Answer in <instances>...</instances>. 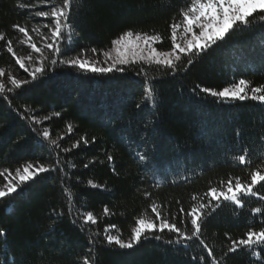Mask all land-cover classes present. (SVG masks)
<instances>
[{
  "label": "trees",
  "instance_id": "1",
  "mask_svg": "<svg viewBox=\"0 0 264 264\" xmlns=\"http://www.w3.org/2000/svg\"><path fill=\"white\" fill-rule=\"evenodd\" d=\"M46 2L0 0L4 35L0 68L18 79L28 77L6 51L8 40L17 56L33 60L39 54L31 44H37L49 65L53 59L74 58L82 49L109 52L115 46L112 41L126 30L160 35L163 42L154 45L167 52L169 25L181 21L180 10L190 4V0H75L74 27L62 29L71 43L56 54L45 49L38 36L40 22L50 21L36 15L48 10L41 7ZM52 2L59 7L62 0ZM13 24L28 29L34 41L26 42ZM182 59L186 66L187 58ZM193 59L196 63L175 77L146 58H130L124 65L128 71L110 77L56 66L54 75L34 86L0 93V173L11 170L18 179L28 163L52 167L59 161L55 171L42 174L13 197L0 199V229L6 231L0 236V264L13 256L16 264H78L86 255L96 264H194L193 257L198 264L201 256L205 264H212L200 240L221 264H256L247 250L225 254L231 240L243 237L249 227H264L260 223L264 216L252 212L264 210V186L259 184L254 189L258 195L241 197L242 208L222 202L204 225L200 240L186 242L188 247L167 244L175 238L167 231L148 233L133 249L108 245L105 239L109 224L116 228L108 234L124 242L131 239L137 219L156 221L159 227L153 204L169 223L191 235L190 223H179L181 206L187 210L201 198L207 202L208 188L219 189L221 181L235 182L239 177L246 184L252 172L264 174V102L224 100L199 91L200 87L219 91L244 78L249 97L264 95V22L254 17L251 27L236 30L208 55ZM26 63L29 68L39 66L27 59ZM140 68L145 75H137ZM0 82L10 86L7 76ZM257 87L261 91L253 93ZM44 130L50 133L47 140L42 138ZM140 155H145L144 161ZM241 155L246 157L243 165ZM89 180L104 188H92ZM0 189L6 191L3 177ZM105 206L111 215H104ZM87 211L97 218L95 225L71 222L77 213ZM58 214H63L61 219Z\"/></svg>",
  "mask_w": 264,
  "mask_h": 264
},
{
  "label": "snow or ice",
  "instance_id": "2",
  "mask_svg": "<svg viewBox=\"0 0 264 264\" xmlns=\"http://www.w3.org/2000/svg\"><path fill=\"white\" fill-rule=\"evenodd\" d=\"M74 2L75 0H62L61 6L58 7L52 0H47L41 7L47 8L48 10L36 13L38 17L52 21L51 27L47 24L45 25V28L49 31V36L42 37L43 47L51 53H62L65 50L64 46L70 45L71 43L70 35H66L62 29L68 28L71 31L74 27V25L71 24V21L74 19ZM180 15L182 17L181 21L173 22L169 25V38L171 42V50L169 52L158 53L156 47H153L155 43L163 42V37L160 35L134 34L131 30L123 32L117 39L113 40L112 43L114 45H123L127 47L129 44H133L132 38L135 36L136 43L133 44V47L139 48V42L142 41L149 52V56L146 57L149 63L154 60L157 65L163 66L166 75L175 77L177 74L181 73L182 68L183 71L186 72L188 67L196 63L193 57L208 55L213 48L225 43L227 38L236 30L251 27L254 17L259 16L260 22H264V0H190V4L186 8L180 10ZM12 27L19 33L24 34L28 40L32 39L28 29L25 27H21L19 24H13ZM181 39L183 43L178 42V40ZM0 40H4L3 34H0ZM31 48L35 53L39 54L38 60H33L32 56L27 58L17 56L12 41H7L6 51L15 58V63L18 65L19 69L27 74L28 78L18 79L16 75H9L6 73L5 69L0 68V78L7 76V81L10 85L6 88L5 83L0 82V93H4L6 90L7 93L14 94L29 86H34L48 79L50 74L54 75L56 66H66L71 69H77L81 74H101L109 77L113 73L124 74L129 70L124 66L128 63L126 59H112L107 52L103 53V55L108 58L105 61H90L86 58H82L85 54V50L82 49L81 54L74 58L67 60L53 59L51 65H49L47 58L43 56L40 46L32 43ZM117 51L119 52L120 49L117 48ZM91 52L97 54L95 48H92ZM184 57L187 58L186 66L182 59ZM26 59L30 63H38L39 66L29 68ZM98 63L103 66H97ZM145 74L144 68H140L137 71V75L143 76ZM248 85L249 82L246 79L240 78L235 83L230 86H225L219 91H214L205 87H200L199 91L207 95L223 98L224 100L232 99L243 102L246 99L252 98L259 102H264V95L248 96ZM260 91L261 89L258 87L252 89L253 93H258ZM137 107L139 108L140 105L138 104ZM56 115L59 116L60 113H56ZM32 119L34 121L36 120L34 116ZM37 122L39 123V121ZM49 136L50 133L48 130L42 132L43 139L47 140ZM94 140L95 138H93V142ZM51 143L55 145L56 141L53 140ZM87 143L88 141L84 140V144L87 145ZM76 146L78 147L79 145ZM138 158L144 161L145 155H140ZM107 159L109 162L113 161L111 155H109ZM239 161L243 165L246 162V157L241 155ZM57 167H59V161L52 167H45L43 164L28 163L23 168V174H20L18 179L12 176L11 170H8L7 175L0 173V177H3L5 180L6 187V191L0 189V199L7 200L13 197L14 194L22 191L28 184L37 182L42 174L55 171ZM84 167H88V164H85ZM16 171L19 173L20 169ZM113 171H115V169H113ZM220 183L221 187L219 189L217 187L208 188L205 193L207 202H204V198H201L199 204H194L187 210L183 206L179 208V223H190L192 229L191 235H188L187 231H182L176 223H169L167 218L161 216V209H158L157 206L153 204L151 205V212L156 217V220L159 221V227H157L156 221L149 222L145 219H137V226L132 230L131 239L124 242L118 237L108 234L116 228V225L109 224L104 228L107 244L118 245L121 249H133L148 238V233H155L157 231L164 233L167 231L175 235V238L168 240L167 244L177 246L183 244V246L188 247L186 242L192 241L193 239L200 240L204 225L222 206V202H232L234 205L242 208V196L258 195L254 189L258 184L264 186V174L259 170L252 172L250 182L246 184L242 183L239 177L235 178V182L232 178H229L227 181H221ZM88 184L92 188H104V185L94 184L91 180L88 181ZM225 184L226 187L224 186ZM148 195V193H145V196ZM196 199V195H193L192 200L195 201ZM252 212L264 216V210L259 207L252 209ZM62 215L63 214H58L57 219H61ZM104 215H111L107 206L104 207ZM78 219L82 224L95 225L97 223V218L92 211L77 213L71 222L76 224ZM260 223L264 225V220H261ZM0 236H6V231L0 229ZM154 238L156 240L161 239L159 235L154 236ZM92 243L94 244L95 242L93 241ZM200 244L212 264H221V261L216 259L214 250L210 248L207 243L200 240ZM257 248L260 249V251H256ZM241 250L250 252L256 264H264V227H261L259 230L254 227H249L243 237L231 240V246L227 249L225 256L228 254H235ZM6 252L7 249H5V253ZM193 262L197 264L195 257H193ZM6 264H16L15 257L13 256L8 259ZM78 264H96V260L94 257L90 259L89 255H86L83 261L78 262ZM198 264H205L203 256L199 258Z\"/></svg>",
  "mask_w": 264,
  "mask_h": 264
},
{
  "label": "rangeland",
  "instance_id": "3",
  "mask_svg": "<svg viewBox=\"0 0 264 264\" xmlns=\"http://www.w3.org/2000/svg\"><path fill=\"white\" fill-rule=\"evenodd\" d=\"M47 11V10H45ZM42 25H40L37 30H38V36L41 38V41H43L42 37H47L49 36V31L47 30V28H45V25L47 24L49 27H51L52 21H42L40 22ZM31 36V34H29ZM179 36V34H178ZM32 37V36H31ZM27 38V37H26ZM33 37L31 40H28V38L26 39V42L28 41H32ZM133 40V44H135V36L132 38ZM34 41V40H33ZM178 42L183 43L182 39L178 40ZM133 44H129L127 45V47L123 46V45H115L113 49H111L109 52V57L112 59H116L119 60L121 58H124L126 60H129L130 58H133L135 60V58H139V59H145L146 57L149 56V52L147 50V48L143 45V42L140 41V47L139 48H134ZM153 47H156L155 45H153ZM117 48L120 49V51H117ZM157 49V47H156ZM158 53H166V52H161L157 49ZM169 52V51H167ZM104 52H97V54H93L91 51L85 52L84 56L82 58H86L90 61H105L106 59H108L107 57H105L103 55ZM129 57V58H128ZM97 66H103L102 64H97Z\"/></svg>",
  "mask_w": 264,
  "mask_h": 264
}]
</instances>
